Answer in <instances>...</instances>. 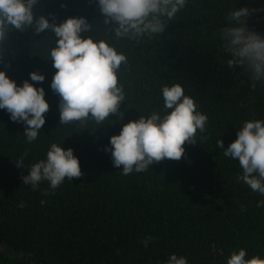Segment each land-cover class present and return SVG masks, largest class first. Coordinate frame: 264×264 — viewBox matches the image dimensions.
Segmentation results:
<instances>
[{
	"label": "trees",
	"instance_id": "16d2710c",
	"mask_svg": "<svg viewBox=\"0 0 264 264\" xmlns=\"http://www.w3.org/2000/svg\"><path fill=\"white\" fill-rule=\"evenodd\" d=\"M231 5L232 0H189L159 37L118 42L129 60L120 72L126 100L123 116L111 114L103 125L59 124V97L50 88L56 71L48 58L51 35L33 29L9 33L0 69L18 83L33 70L45 73L50 108L31 144L24 125L0 109V264H165L173 252L190 264H226L240 247L249 257L264 255V207H257L264 196L238 179V161L217 147L220 138L225 147L236 139L244 120L264 118V89L253 91L242 69L229 68L216 49V29L226 23ZM245 5L258 9L249 24L264 32V0H237L235 7ZM39 7L57 22L71 15L103 20L95 0H41ZM177 81L207 114L206 131L197 132L196 143H186L180 160L124 175L123 165L114 166L105 150L111 135L129 120L162 110L161 87ZM53 142L73 148L83 175L45 195L48 182L33 190L22 176L46 158ZM21 157L25 166L17 167Z\"/></svg>",
	"mask_w": 264,
	"mask_h": 264
},
{
	"label": "clouds",
	"instance_id": "9594fccd",
	"mask_svg": "<svg viewBox=\"0 0 264 264\" xmlns=\"http://www.w3.org/2000/svg\"><path fill=\"white\" fill-rule=\"evenodd\" d=\"M95 3L103 20L89 22L86 16L71 15L57 22L54 14L40 9L41 0H0V57L5 51L3 42L13 29H33L43 36L50 34L54 41L48 58L56 69L50 88L59 97V124L92 121L103 125L111 114L117 113L121 118L120 105L126 100V93L120 72L129 60L118 42L139 44L146 38L159 37L189 0H95ZM236 3L237 0H232L223 18L226 23L216 29V49L227 57L222 62L229 68L242 69L253 91L264 89V32L249 24L258 9L247 5L235 7ZM101 31L104 34L99 38L93 34ZM45 79V73L33 70L29 78L18 83L6 69H0V109L9 113L11 121L24 125L25 142L29 144L37 140L50 108L43 86ZM160 91L162 110L124 123L119 133L111 135L105 148L111 153L114 166L123 165L124 175L148 171L154 162L161 160H180L186 143H196L197 132L206 131L207 114L198 109L195 98L186 94L181 82L166 83ZM217 147L223 149L225 157L238 161L242 169L238 179L264 196V118L244 120L236 139L225 147L220 138ZM16 163L17 167L25 166L23 157L16 159ZM27 168L23 182L33 190L48 182L50 191L46 190L45 195L53 194L65 179L72 181L83 175L73 148L57 142L50 144L46 158ZM257 207H264V200L258 201ZM150 240L151 237L144 239L145 247ZM165 264L190 262L187 256L173 252ZM226 264H264V255L249 257L247 249L240 247L232 250Z\"/></svg>",
	"mask_w": 264,
	"mask_h": 264
}]
</instances>
